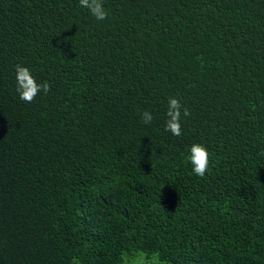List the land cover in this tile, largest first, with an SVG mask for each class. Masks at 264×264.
I'll return each mask as SVG.
<instances>
[{
  "label": "trees",
  "instance_id": "1",
  "mask_svg": "<svg viewBox=\"0 0 264 264\" xmlns=\"http://www.w3.org/2000/svg\"><path fill=\"white\" fill-rule=\"evenodd\" d=\"M102 2L0 0V264H264V0Z\"/></svg>",
  "mask_w": 264,
  "mask_h": 264
},
{
  "label": "clouds",
  "instance_id": "2",
  "mask_svg": "<svg viewBox=\"0 0 264 264\" xmlns=\"http://www.w3.org/2000/svg\"><path fill=\"white\" fill-rule=\"evenodd\" d=\"M79 4L80 7L88 9L98 21L107 19L108 12L102 0H79ZM15 71L16 91L22 101L31 103L41 92L47 94L50 91V83L46 80L38 82L29 67L17 64ZM190 114V109L182 105L178 96L169 97L164 130L174 136H181V116L187 117ZM140 115L142 122L145 124L151 123L154 118L148 110H144ZM188 160L192 164V171L197 176L204 177L209 170L211 153L204 144L193 143L190 146ZM73 264H79L78 259L75 257L73 258ZM125 264H164V262L160 260L159 253H153L148 259H146L144 253H138L130 262L126 259Z\"/></svg>",
  "mask_w": 264,
  "mask_h": 264
},
{
  "label": "rangeland",
  "instance_id": "3",
  "mask_svg": "<svg viewBox=\"0 0 264 264\" xmlns=\"http://www.w3.org/2000/svg\"><path fill=\"white\" fill-rule=\"evenodd\" d=\"M164 264H170V263H166V262H164Z\"/></svg>",
  "mask_w": 264,
  "mask_h": 264
}]
</instances>
